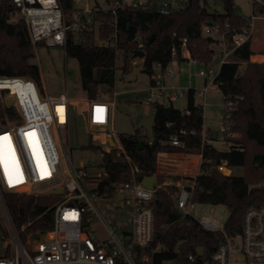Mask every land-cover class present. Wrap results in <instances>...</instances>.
Listing matches in <instances>:
<instances>
[{"label": "built area", "instance_id": "obj_1", "mask_svg": "<svg viewBox=\"0 0 264 264\" xmlns=\"http://www.w3.org/2000/svg\"><path fill=\"white\" fill-rule=\"evenodd\" d=\"M4 1L0 0V3ZM11 1L16 14L28 26L35 51L39 46H62L65 52L70 32L78 37L93 31L98 36V29L106 20L116 27L119 10L156 6L160 13L168 14L181 5L180 0H104L103 3H94L96 5L86 3L82 6V0H74L77 10L67 22L59 0ZM249 2L252 13L248 17L249 25L242 31L233 32L229 28L222 31L219 26H203V34L217 38L221 49L218 65L210 64L206 70L199 71L206 81L203 87L196 89L195 95L202 96L204 101L212 85L219 88L216 78L221 65L229 61V56L237 47L252 39L255 20L264 19V0ZM107 14L111 17L108 18ZM116 38L115 30L108 39L98 37L97 43L116 45ZM182 47V56L189 63L196 62L186 37L182 39ZM177 56L178 50L174 47V60L166 67L156 65L148 89L149 103L188 96L189 87L166 81V78L174 77L172 64L177 61ZM9 96L13 98L12 105L7 103ZM0 99L4 108V116L0 117V215L10 236L9 253L0 256V264H175L173 260L156 259L162 251L160 241L154 244L155 222L151 203L156 184L151 188L144 186L133 168L130 181L117 186V190L124 191L123 205L129 213L127 221H108L96 206L95 199L101 196L97 191L98 183L108 174L105 157L113 149L125 152L114 129L115 98L106 100L97 96L79 100L82 104L80 112L84 114L89 132L100 143L97 149L104 174L99 176H88L82 165L75 166L72 148H69V153L64 147L62 154L58 151L52 130H67L70 145L71 107L77 102L67 92L51 95L48 91L41 92L38 83L30 77L0 75ZM235 104L233 100L224 103L223 133L227 147L231 144L227 138L235 135L230 130ZM186 113L189 111L186 110ZM184 134L185 129H180L179 133L172 135L171 144L182 146L180 136ZM203 141H206L204 134ZM218 170L223 173L229 170L232 174V168L224 162L218 165ZM91 183L97 184L91 186ZM177 186L179 190L175 200L178 210L183 216L194 217L191 213L197 203L193 200L194 183L178 182ZM58 188H62L63 192L54 193L53 190ZM6 193L59 196L53 205L52 227L38 229L26 235L24 241L7 205ZM195 220L204 229L221 233L222 240L212 255H207L201 248L190 253L188 264H264V206L247 209L242 229L236 233L226 230L227 220L224 223L208 217ZM98 223L106 229L107 238L98 237L93 227Z\"/></svg>", "mask_w": 264, "mask_h": 264}, {"label": "trees", "instance_id": "obj_2", "mask_svg": "<svg viewBox=\"0 0 264 264\" xmlns=\"http://www.w3.org/2000/svg\"><path fill=\"white\" fill-rule=\"evenodd\" d=\"M221 1L223 12L211 10L210 0H182L180 7L168 14L160 13L156 6L119 10L116 27L106 20L98 29V36L93 31L78 37L70 32L66 54L79 62L86 96L95 98L99 96L100 85L114 84L117 58L123 60L121 68L126 72L129 59L136 57L139 49L144 51L143 71L150 76L157 64L166 67L174 60V47L178 50L175 59L186 60L182 56L183 37L188 40L194 60L205 66L216 62L217 53L221 54L219 40L204 35L203 26L213 25L222 31L229 28L239 32L249 25V16L239 13L234 0ZM59 3L67 22H70L77 10L74 0H59ZM15 13L11 0L0 3V75L27 76L40 82V67L33 61L35 48L28 26L22 18L14 21ZM107 17L110 18L111 14ZM115 30L116 45L97 43L98 37L108 39ZM254 53L250 39L233 51L229 61L221 65L216 78L224 102H236L231 112L230 127L235 135L227 138L231 142L229 147L219 149L203 141L204 109L196 104V89L191 87L185 110L153 103V135L148 137L138 131L119 134L125 152L113 149L105 157L108 174L97 186L101 196L113 197L118 185L130 181L133 168L137 177L155 176L156 192L151 204L155 222L154 244L160 241L162 245V251L156 255L158 261L168 259L175 264H188L190 253L201 248L207 255H212L222 240L221 233L204 229L194 217L183 216L178 210L175 196L179 187L164 182L166 179L175 182L181 176L159 173V153L202 154L200 172L196 177L188 178L194 183L193 200L227 206L230 214L225 226L229 233L242 229L247 209L264 206V62L251 61ZM3 116L0 99V117ZM180 129L186 131L180 136L183 145L174 146L170 138ZM194 160L192 155L162 156L168 168L186 173L194 171L190 168ZM223 162L232 168V174L218 170V165ZM5 198L24 241L26 235L52 227L53 205L59 196L6 193ZM8 253L9 249L6 250Z\"/></svg>", "mask_w": 264, "mask_h": 264}, {"label": "rangeland", "instance_id": "obj_3", "mask_svg": "<svg viewBox=\"0 0 264 264\" xmlns=\"http://www.w3.org/2000/svg\"><path fill=\"white\" fill-rule=\"evenodd\" d=\"M182 0H180L181 2ZM238 6L241 15L250 16L252 13L249 0H234ZM101 2L104 0H82L81 5ZM210 9L223 12V3L221 0H210ZM18 14H14L12 19H20ZM252 48L254 55L251 61L264 62V19H256L254 22L252 35ZM261 55V56H260ZM263 55V56H262ZM221 54L217 53V60L214 65H218ZM130 65L126 72L121 68L123 60L118 57L115 71L114 84L100 85L99 96L106 99L115 98L114 105V129L119 134L140 132L148 137L153 135L154 106L149 103V87L151 85V76L143 71V60L139 57L130 58ZM33 61L40 67L41 80L37 82L41 92L48 91L51 95H58L61 92H67L71 99L76 100L71 109L72 117L70 121V145L68 142L67 130L60 132L52 130L56 141L58 151L63 153V147L69 153L72 148V156L75 166L80 167L86 164V167L96 172L104 171L101 166V155L97 146L99 141L92 138L85 117L80 110L82 104L79 100L86 98V92L82 88L79 62L76 58L67 55L65 49L61 46L44 47L39 46L35 51ZM174 70L173 78H166L167 82L173 81L176 85L193 87L199 89L204 86L205 78L199 75L200 70H206V66L200 62L179 61L172 64ZM117 92L116 94H114ZM196 104L204 107L205 132L208 141L215 147L226 149L223 133L224 116V95L217 85H212L206 95L203 97L196 95ZM187 97L178 98L170 101L166 99L161 103L185 110L187 107ZM62 138V140H60ZM100 138V137H99ZM36 148V147H35ZM37 149V148H36ZM97 149V151H96ZM36 152V151H35ZM65 166V162L62 161ZM229 174V170L225 171ZM185 184L191 181L185 178ZM97 183H91L95 186ZM124 191L119 189L113 197L105 198L99 196L95 199L98 210L108 219V221H117L119 223L129 219V213L124 207ZM196 219L204 217L213 218L224 223L230 210L222 204L213 205L208 203H196L191 211ZM95 232L100 239L107 238V231L102 224L93 225ZM10 236L7 232L5 222L0 215V256H3L7 250Z\"/></svg>", "mask_w": 264, "mask_h": 264}, {"label": "crops", "instance_id": "obj_4", "mask_svg": "<svg viewBox=\"0 0 264 264\" xmlns=\"http://www.w3.org/2000/svg\"><path fill=\"white\" fill-rule=\"evenodd\" d=\"M185 61H188L187 59ZM179 63V61H175V63ZM197 62V61H196ZM206 81V79H205ZM205 84V82H204ZM203 87V86H202ZM191 88V87H189ZM193 88V87H192ZM201 88V87H200ZM87 97V96H86ZM106 99V98H104ZM106 100H110V99H106ZM204 109V107H203ZM203 134L205 135L206 137V141L208 143H210L207 139V136H206V132H205V123L203 125ZM211 144V143H210ZM213 145V144H212ZM220 149V148H219ZM192 155L193 157H195V160L193 161L192 163V166L190 167L192 170H194L193 172H183V171H178V170H172L171 168H168L167 165L165 164V162H168L167 160L164 162L162 161V156L163 155H171V157H174V155ZM169 159H171L169 157ZM168 159V160H169ZM202 154H188V153H173V152H162V153H159L158 155V171L159 173H162V174H167V175H179L181 176L180 179L176 180L175 182L172 181V180H169V179H166L165 180V184H170V183H174L177 185L178 182H184L185 181V178H190V177H196V175L199 173V170H200V165L202 163ZM233 172V170H232ZM193 182V181H191ZM185 183V182H184Z\"/></svg>", "mask_w": 264, "mask_h": 264}, {"label": "water", "instance_id": "obj_5", "mask_svg": "<svg viewBox=\"0 0 264 264\" xmlns=\"http://www.w3.org/2000/svg\"><path fill=\"white\" fill-rule=\"evenodd\" d=\"M154 39V35L151 37V41ZM135 55L139 58H142L144 56V51L142 49H139L136 51ZM7 103L9 105L13 104V98L11 96H9L7 98ZM139 180L141 181V183L146 186V187H153L155 185V176H141L139 177ZM54 193H62L63 189L62 188H58L53 190Z\"/></svg>", "mask_w": 264, "mask_h": 264}, {"label": "bare ground", "instance_id": "obj_6", "mask_svg": "<svg viewBox=\"0 0 264 264\" xmlns=\"http://www.w3.org/2000/svg\"><path fill=\"white\" fill-rule=\"evenodd\" d=\"M62 108H60V113H61V118L63 119L64 118V116H63V114H62ZM38 150V149H37ZM82 166L84 167L83 169H84V171H85V173L88 175V176H99V175H102L104 172L102 171V172H96V171H94L93 170V168L92 169H90V168H88V167H86V164H82Z\"/></svg>", "mask_w": 264, "mask_h": 264}]
</instances>
